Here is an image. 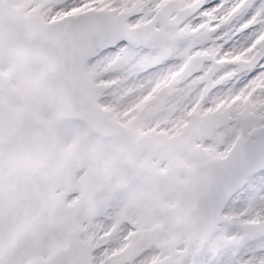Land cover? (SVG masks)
<instances>
[{
  "label": "snow or ice",
  "instance_id": "1",
  "mask_svg": "<svg viewBox=\"0 0 264 264\" xmlns=\"http://www.w3.org/2000/svg\"><path fill=\"white\" fill-rule=\"evenodd\" d=\"M0 264H264V0H0Z\"/></svg>",
  "mask_w": 264,
  "mask_h": 264
}]
</instances>
